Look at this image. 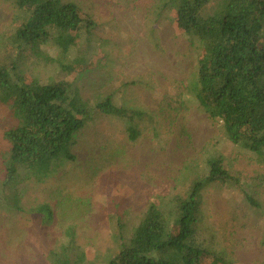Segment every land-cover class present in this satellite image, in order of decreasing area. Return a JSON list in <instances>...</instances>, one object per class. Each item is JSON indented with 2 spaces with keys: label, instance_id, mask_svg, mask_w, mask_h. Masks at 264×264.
Returning a JSON list of instances; mask_svg holds the SVG:
<instances>
[{
  "label": "rangeland",
  "instance_id": "obj_1",
  "mask_svg": "<svg viewBox=\"0 0 264 264\" xmlns=\"http://www.w3.org/2000/svg\"><path fill=\"white\" fill-rule=\"evenodd\" d=\"M66 1L78 3L97 23L88 71L75 77L84 98L93 102L113 94L119 106L148 115L136 122L141 135L134 141L124 120L101 116L78 137L76 162L42 183L25 184V208L47 202L54 209L49 228H41L32 215L0 208V264H50V250L67 246L71 227L84 251L78 259L94 262L115 248V209L133 228L153 201L186 195L194 180L208 173L211 157L220 158L249 187L264 211V163L231 142L222 121L190 91L199 49L175 22V12L160 13V0ZM219 2L212 1L205 13ZM13 15L0 0V36L13 31ZM84 46L72 49L69 57H77ZM44 51L52 61L32 56L25 71L31 80H73L76 71L65 75L54 60L58 51ZM12 125L9 108L0 102V146ZM198 234L213 252L204 264H264V215L237 187H205Z\"/></svg>",
  "mask_w": 264,
  "mask_h": 264
},
{
  "label": "trees",
  "instance_id": "obj_2",
  "mask_svg": "<svg viewBox=\"0 0 264 264\" xmlns=\"http://www.w3.org/2000/svg\"><path fill=\"white\" fill-rule=\"evenodd\" d=\"M4 1L14 15L13 31L0 36V102L9 108L13 125L3 133L0 146V208L32 215L41 228H49L55 221L54 209L47 202L25 208V184L42 183L76 162L78 137L101 116L124 120L134 141L141 135L136 122L148 114L119 106L113 94L101 95L93 102L84 98L75 77L88 71L87 56L97 23L78 3ZM212 1L160 0L158 9L160 13L173 10L175 22L199 49L189 80L196 100L222 121L231 142L254 152L264 163V0H220L218 7L206 14ZM81 44L86 46L71 59V50ZM44 47L58 51L54 60L65 75L76 71L73 80L52 79L40 84L31 80L25 71L32 56L52 61ZM208 168L186 195L153 201L131 229L125 214L115 209V248L108 254L97 256L94 262H80L83 247L71 227L67 246L50 250L49 263L204 264L213 256L198 234L206 186L237 187L247 204L264 215L259 199L220 158H209Z\"/></svg>",
  "mask_w": 264,
  "mask_h": 264
}]
</instances>
